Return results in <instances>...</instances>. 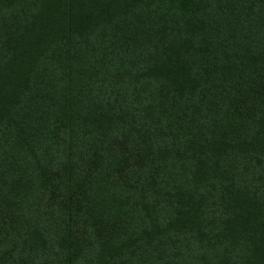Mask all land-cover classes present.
I'll use <instances>...</instances> for the list:
<instances>
[{
	"label": "trees",
	"instance_id": "1",
	"mask_svg": "<svg viewBox=\"0 0 264 264\" xmlns=\"http://www.w3.org/2000/svg\"><path fill=\"white\" fill-rule=\"evenodd\" d=\"M0 264H264V0H0Z\"/></svg>",
	"mask_w": 264,
	"mask_h": 264
}]
</instances>
